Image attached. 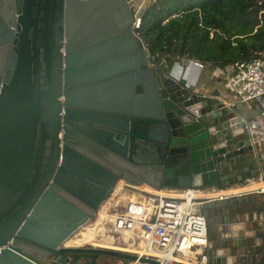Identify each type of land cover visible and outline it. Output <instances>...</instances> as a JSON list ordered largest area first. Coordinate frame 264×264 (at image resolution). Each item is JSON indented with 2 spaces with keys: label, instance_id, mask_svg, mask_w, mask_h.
Masks as SVG:
<instances>
[{
  "label": "water",
  "instance_id": "obj_1",
  "mask_svg": "<svg viewBox=\"0 0 264 264\" xmlns=\"http://www.w3.org/2000/svg\"><path fill=\"white\" fill-rule=\"evenodd\" d=\"M132 20L126 0H0V264L134 260L67 240L119 182L156 195L137 166L158 165L159 188L173 190L229 187L259 165L249 120L195 89L189 55L181 71L158 60ZM244 192L197 197L208 240L196 264L257 263L264 205Z\"/></svg>",
  "mask_w": 264,
  "mask_h": 264
},
{
  "label": "built area",
  "instance_id": "obj_2",
  "mask_svg": "<svg viewBox=\"0 0 264 264\" xmlns=\"http://www.w3.org/2000/svg\"><path fill=\"white\" fill-rule=\"evenodd\" d=\"M126 1L132 8L131 25L137 30L141 14L152 0ZM209 36L212 37V34ZM197 65L202 67L204 62L197 60ZM231 65L232 74L226 80L232 86L236 100L225 104L233 107L238 101L257 102L260 119L247 122L250 144L257 147L264 141V50L248 58L235 60ZM250 179L248 176L245 181ZM140 188L144 189L142 186ZM144 190L156 195L131 190L122 184L116 185L100 204L96 214L83 226L92 232V240L80 245L114 248L138 256L127 264H152L140 261L141 256L157 259V264H196L193 258H198L208 240L206 217L196 207L202 203L196 200V188L177 189L173 194L178 191L181 193L176 195ZM232 193L234 191L206 196L218 195L222 198ZM115 238L117 241H114ZM9 242L11 239H8Z\"/></svg>",
  "mask_w": 264,
  "mask_h": 264
},
{
  "label": "trees",
  "instance_id": "obj_3",
  "mask_svg": "<svg viewBox=\"0 0 264 264\" xmlns=\"http://www.w3.org/2000/svg\"><path fill=\"white\" fill-rule=\"evenodd\" d=\"M137 31L151 54L225 65L264 50V0H152Z\"/></svg>",
  "mask_w": 264,
  "mask_h": 264
},
{
  "label": "crops",
  "instance_id": "obj_4",
  "mask_svg": "<svg viewBox=\"0 0 264 264\" xmlns=\"http://www.w3.org/2000/svg\"><path fill=\"white\" fill-rule=\"evenodd\" d=\"M163 57H159L158 60H160ZM185 56H179L175 59H170L169 63H175V66L178 71H181L182 67V59H184ZM197 60L203 61L204 65L198 66ZM185 68L188 69V75L190 76L188 81L191 83H194L195 89H198L199 91H202L204 93H214L219 99L224 100L226 104L230 101L236 100V95L234 93V90L232 86L227 82L226 78L232 74V65L231 63L222 65L217 62H209L206 60H202L199 58H195L193 56H188L185 58ZM236 107L243 117L246 119L253 120H259V105L255 101H238ZM256 152L260 154L259 158V165L255 166L252 164L250 169V175L251 177L250 181H245L233 184L229 187L224 188H204V187H197L196 188V194L198 197H201L203 195H210L216 194V193H223L228 191H248L244 192L248 195L250 198L256 197L257 199L263 200L264 205V141L257 145ZM143 187V184L140 185ZM145 188V187H144ZM161 189V188H160ZM163 189V188H162ZM167 192L175 191L177 189H163ZM197 209H200V205H196ZM90 233V234H89ZM85 240L84 242H89L92 240L91 231L88 230L84 233ZM258 257L259 260L257 261V264H264V238L262 242L258 246ZM194 262V261H193Z\"/></svg>",
  "mask_w": 264,
  "mask_h": 264
},
{
  "label": "bare ground",
  "instance_id": "obj_5",
  "mask_svg": "<svg viewBox=\"0 0 264 264\" xmlns=\"http://www.w3.org/2000/svg\"><path fill=\"white\" fill-rule=\"evenodd\" d=\"M135 169L139 170L138 173L140 174V177H142V179H144V184H143V187H145L144 189H148L150 191H156V193L166 194V195H176V194L181 193L180 191H178V192H176V194H173L174 193V191H173L172 194H170V193H166V190L159 188L161 172L159 170L158 165H142V166H137ZM119 184H121V182H119L117 184V186ZM210 194H212V193H210ZM194 195H196V197L198 196L196 193H194ZM194 195L192 197H194ZM88 230L84 229V227H83L82 229H80L78 231V233H76L74 236H72L70 238L71 240H73L72 245L82 244L83 241L85 240L84 233ZM91 234H92V232H91ZM92 235H90V236L92 237ZM126 239H127V236H126Z\"/></svg>",
  "mask_w": 264,
  "mask_h": 264
},
{
  "label": "rangeland",
  "instance_id": "obj_6",
  "mask_svg": "<svg viewBox=\"0 0 264 264\" xmlns=\"http://www.w3.org/2000/svg\"><path fill=\"white\" fill-rule=\"evenodd\" d=\"M242 182L243 181H241V183ZM106 240H109V239H106ZM114 241H117V238H115ZM67 243L72 244L73 240L68 239ZM69 255L72 258L71 260L72 264H87L91 261H94L99 264H127L129 262V259L110 256V255H104V254L90 253V252L70 253Z\"/></svg>",
  "mask_w": 264,
  "mask_h": 264
},
{
  "label": "flooded vegetation",
  "instance_id": "obj_7",
  "mask_svg": "<svg viewBox=\"0 0 264 264\" xmlns=\"http://www.w3.org/2000/svg\"><path fill=\"white\" fill-rule=\"evenodd\" d=\"M56 257L55 254H49L48 257H47V260L46 262H49L50 260L54 259ZM70 260H72V258L70 257V255L68 256ZM257 264V263H256Z\"/></svg>",
  "mask_w": 264,
  "mask_h": 264
}]
</instances>
